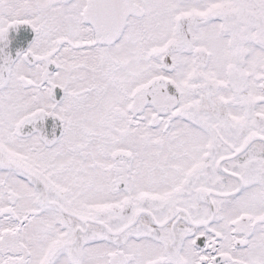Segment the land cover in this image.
Here are the masks:
<instances>
[{
	"label": "snow or ice",
	"instance_id": "snow-or-ice-1",
	"mask_svg": "<svg viewBox=\"0 0 264 264\" xmlns=\"http://www.w3.org/2000/svg\"><path fill=\"white\" fill-rule=\"evenodd\" d=\"M0 264H264V0H0Z\"/></svg>",
	"mask_w": 264,
	"mask_h": 264
}]
</instances>
